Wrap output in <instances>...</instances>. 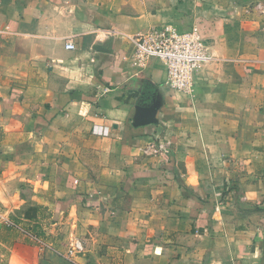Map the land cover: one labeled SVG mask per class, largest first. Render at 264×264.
I'll use <instances>...</instances> for the list:
<instances>
[{"label":"crops","instance_id":"obj_1","mask_svg":"<svg viewBox=\"0 0 264 264\" xmlns=\"http://www.w3.org/2000/svg\"><path fill=\"white\" fill-rule=\"evenodd\" d=\"M161 26L191 91L131 62ZM0 264H264V0H0Z\"/></svg>","mask_w":264,"mask_h":264},{"label":"built area","instance_id":"obj_2","mask_svg":"<svg viewBox=\"0 0 264 264\" xmlns=\"http://www.w3.org/2000/svg\"><path fill=\"white\" fill-rule=\"evenodd\" d=\"M133 45L131 62L141 67L151 58H158L166 67L167 85L178 92L191 91L194 73L207 59V46L196 28L187 32H179L172 26L150 28L144 33L129 37ZM74 45L67 43L66 48ZM167 142L153 140L141 148L143 153L150 150L156 154L167 151ZM81 248L79 243L74 245Z\"/></svg>","mask_w":264,"mask_h":264},{"label":"water","instance_id":"obj_3","mask_svg":"<svg viewBox=\"0 0 264 264\" xmlns=\"http://www.w3.org/2000/svg\"><path fill=\"white\" fill-rule=\"evenodd\" d=\"M157 104H153L147 107L141 108L137 118L134 122V125H146L153 122H156L155 114H156Z\"/></svg>","mask_w":264,"mask_h":264}]
</instances>
